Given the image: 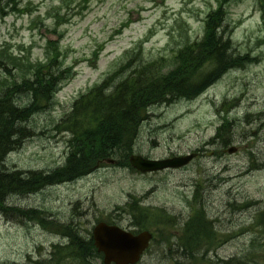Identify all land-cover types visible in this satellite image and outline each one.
Returning <instances> with one entry per match:
<instances>
[{
	"label": "rangeland",
	"instance_id": "rangeland-1",
	"mask_svg": "<svg viewBox=\"0 0 264 264\" xmlns=\"http://www.w3.org/2000/svg\"><path fill=\"white\" fill-rule=\"evenodd\" d=\"M61 1L18 0L17 9L25 10L19 14L0 0V46L6 42L16 51L30 48L32 62L38 64L46 40L52 34H62L58 50L63 58L56 63L62 61L63 69L71 67L51 106L42 104L29 119L28 136L18 150L7 155L6 169L51 172L63 165L69 138L64 120L74 101L111 73L119 72L123 53L140 41L144 64L171 61L175 50L199 37L202 19L217 2L225 5L221 10L226 18L224 32L228 31L234 52L248 54L253 60L244 70L224 75L192 102L150 108L147 120L137 128L133 155L155 160L201 151L186 169L141 176L106 165L73 183L9 198L7 206L41 210L44 213L39 219L55 222L44 229L24 217L0 214V264H23L28 256L34 261L50 260L53 245H57L54 252H63V261L69 262L65 256L69 245L54 235L63 226H56H74L82 237L91 234L99 222L129 228L130 217L121 212L131 210L133 198L140 199L148 212L156 213L153 217L165 220L171 216L176 221V227L161 230L168 235L167 242L152 243L138 264H175L179 260L175 258L186 252L177 241L179 228L191 216L189 205L204 208L213 232L221 238L218 249L201 264L229 260L264 264L261 246L250 252L253 239L264 245L260 230L251 228L256 214L264 212V0H233L230 4L224 0H74L70 9L77 2L87 8L71 12L75 16H68L67 24L58 27L55 17L47 13ZM119 29L120 34L115 35ZM100 46V56L92 55ZM0 63L6 64L3 59ZM130 73L131 69H121L120 78ZM12 75L20 81L18 74ZM3 78L0 74V81ZM22 100L27 99L22 96ZM218 128L224 129L223 138L237 148L235 154L220 149L221 142L214 136ZM194 194L198 200L193 203ZM202 217H196V223L206 221ZM190 230L198 227L192 225ZM195 242L199 253L205 250L203 237ZM100 263V259L91 260V264Z\"/></svg>",
	"mask_w": 264,
	"mask_h": 264
},
{
	"label": "trees",
	"instance_id": "trees-1",
	"mask_svg": "<svg viewBox=\"0 0 264 264\" xmlns=\"http://www.w3.org/2000/svg\"><path fill=\"white\" fill-rule=\"evenodd\" d=\"M8 1L15 5V0ZM57 10L61 12V8ZM223 16L221 12L211 14L205 22L202 40L186 43L175 50L171 61L165 62L162 59L144 64L138 53V57L129 61L125 67L131 69V73L124 80L120 79L118 87L111 85L109 81L81 97L64 122V126H67L65 131L71 137L65 163L60 169L48 174L12 172L5 168L4 160L8 152L13 148L18 149L28 136L25 132L32 114L42 104H49L57 92V86L63 80V73L55 69L59 52L52 50L47 58L49 63L39 67L29 63L25 65L10 56L1 58L6 63H0L6 77L0 81V213L9 217L21 216L42 224L39 216L43 214L33 210L8 208V199L28 196L48 187L75 181L89 174L98 163L108 158L118 157L129 167L128 158L135 133L147 118L146 114L151 107L193 100L225 72L245 66L248 63L247 57L235 56L229 40H224L223 34H218ZM55 18L60 22L64 20L59 12ZM45 69L47 72H44ZM164 69L168 71L163 74ZM12 70L18 74L20 81L15 80ZM22 96L31 99L29 107L21 106ZM223 137L224 129L220 128L215 140L218 139L221 147L225 148L231 142ZM133 210L134 206H131L129 211L138 220L140 213ZM195 219L186 226V235L181 240V246L186 252L180 258L198 263L201 260L194 257L198 255L195 251L199 250L195 247L196 239L206 238V253L213 248L215 234L209 222L202 220L196 223L198 216ZM256 219L254 226L261 225L264 230V212L258 213ZM192 225H196L198 230L191 232ZM195 233L199 236L194 237ZM62 234L69 244L65 253L69 262L63 261V252H54L50 255V260L33 261L27 258L25 264H71L74 261L78 264H90L89 257L99 258L90 235L82 237L76 227L70 225L63 226ZM252 247L255 249L253 242Z\"/></svg>",
	"mask_w": 264,
	"mask_h": 264
},
{
	"label": "water",
	"instance_id": "water-1",
	"mask_svg": "<svg viewBox=\"0 0 264 264\" xmlns=\"http://www.w3.org/2000/svg\"><path fill=\"white\" fill-rule=\"evenodd\" d=\"M230 149L228 153H233ZM196 155L177 157L164 161H145L140 157L132 156L130 165L140 173L162 171L164 169H178L189 164ZM150 235L143 233L132 237L116 227L103 223L93 229L94 245L98 252L104 254V264H135L146 249Z\"/></svg>",
	"mask_w": 264,
	"mask_h": 264
},
{
	"label": "bare ground",
	"instance_id": "bare-ground-1",
	"mask_svg": "<svg viewBox=\"0 0 264 264\" xmlns=\"http://www.w3.org/2000/svg\"><path fill=\"white\" fill-rule=\"evenodd\" d=\"M136 123H137V122H136ZM127 129H128V128H127ZM136 136H137V132L135 133V136H134V137H136ZM24 142H25V140L22 142V144H23ZM22 144H21V145H22ZM19 148H20V147H19ZM19 148H18V149H19ZM18 149H17V148H13V150L9 151L8 154H9L10 152H12V151H16V150H18ZM8 154H7V155H8ZM7 155H6V156H7ZM100 166H101V162L98 163V164L96 165L95 169L99 168ZM8 170H9V171H12V172H20V171H17V170H10V169H8ZM170 256L172 257L173 255L170 254ZM183 256H184V254H181V255H180V257H183ZM195 258L198 259V260H200V259L202 258V256H201V255H196Z\"/></svg>",
	"mask_w": 264,
	"mask_h": 264
}]
</instances>
